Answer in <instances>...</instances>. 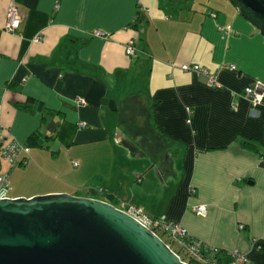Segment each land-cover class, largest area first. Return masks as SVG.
Wrapping results in <instances>:
<instances>
[{
    "label": "crops",
    "instance_id": "obj_1",
    "mask_svg": "<svg viewBox=\"0 0 264 264\" xmlns=\"http://www.w3.org/2000/svg\"><path fill=\"white\" fill-rule=\"evenodd\" d=\"M12 9L21 19L16 34L5 31ZM72 38L83 43L76 60L61 55ZM191 65L207 68L221 87L182 69ZM257 82L264 83V37L227 0H0L2 122L20 144L38 134L21 159L52 149L78 154L73 166L87 175L111 160L92 173L103 186L83 190L106 189L123 209L178 224L210 248L239 250L246 264H264V100L252 112L245 93ZM30 98L44 111L26 106ZM120 111L129 123L143 113L158 148L123 142ZM120 158L126 166L117 168ZM10 193L9 185L14 199L78 195ZM200 205L204 216L192 210Z\"/></svg>",
    "mask_w": 264,
    "mask_h": 264
},
{
    "label": "water",
    "instance_id": "obj_2",
    "mask_svg": "<svg viewBox=\"0 0 264 264\" xmlns=\"http://www.w3.org/2000/svg\"><path fill=\"white\" fill-rule=\"evenodd\" d=\"M228 1L264 37V0ZM0 264L187 263L126 211L60 193L0 199Z\"/></svg>",
    "mask_w": 264,
    "mask_h": 264
},
{
    "label": "rangeland",
    "instance_id": "obj_3",
    "mask_svg": "<svg viewBox=\"0 0 264 264\" xmlns=\"http://www.w3.org/2000/svg\"><path fill=\"white\" fill-rule=\"evenodd\" d=\"M228 1V0H227ZM130 102V101H129ZM126 109L128 107V103H125L124 106ZM133 114V121L131 123L127 122L125 119L124 113L121 111L117 114L119 124V130L123 131L124 134L129 138L131 141H127L128 138H123V142H127L131 146L137 145L140 150L143 152H148V150H151L150 148L147 149V144L152 145L157 149L158 144V137L152 133L153 130L148 123L143 124L142 119L145 118L144 114L141 113V116L135 117L134 120ZM138 119H140V124H138ZM131 128H130V127ZM132 130L133 133H128V130ZM127 132V133H126ZM137 134V135H135ZM156 135V134H155ZM143 137V138H149V142H143V141H136L137 138ZM157 142V145H154V143ZM40 143H43L44 145L51 146V142L47 143L44 140H42ZM45 149V147H41ZM152 151V150H151ZM57 154V153H56ZM54 154L53 149L48 150L47 154H43L41 152L33 153V161L32 157L29 155L26 163L24 165L19 166L18 168H15L17 170H23V172H19L14 176V170L11 171L12 176L10 174L9 179V185H10V191L12 194L16 191V194H25V195H31V194H43L46 191L49 190H69L73 192L74 194H78L77 196L83 197L85 195H88V190H83V188L88 184H93L95 182V185L91 186H103L104 182H100L101 180L95 177V175H92L93 171L97 170L100 166L99 163H96L95 165H92L91 167V175H87L82 171V167L75 168L73 165L74 162H77L78 159H82L78 154H74L72 156H69L66 153L62 154ZM121 159V162L117 163V168L121 166H126V160ZM99 160V159H98ZM97 160V161H98ZM29 161H32V163L28 166L27 164ZM96 161V162H97ZM110 161H105L104 159L101 160V168L107 169L110 166ZM5 169H9V165L4 162ZM110 171V169H108ZM111 172V171H110ZM111 187L119 188L118 184L111 183ZM94 188V187H92ZM10 193V194H11ZM53 194H60V193H48L44 195H34L30 198H34L37 196H46V195H53ZM68 194V193H64ZM71 195V194H70ZM74 196V195H73ZM22 198V197H21ZM25 198V197H24ZM26 198V199H30ZM162 239L172 244V248L179 252V249L175 243H173L170 238L166 235L162 236ZM183 255L182 252H179Z\"/></svg>",
    "mask_w": 264,
    "mask_h": 264
},
{
    "label": "built area",
    "instance_id": "obj_4",
    "mask_svg": "<svg viewBox=\"0 0 264 264\" xmlns=\"http://www.w3.org/2000/svg\"><path fill=\"white\" fill-rule=\"evenodd\" d=\"M21 19L17 10L12 9L9 13V18L7 25L5 27V31L11 34H16L20 29ZM107 36L102 32H98L97 36ZM42 40V36L38 35L35 38V42H40ZM127 55L134 56L136 51L133 46V43L130 44L126 50ZM227 68L231 71L237 70L236 65H227ZM183 70L191 71L199 76H203L206 79V83L209 87L220 88L221 84L219 83L215 74H212L207 68L199 66V65H191V66H183ZM246 96L248 97L251 104V111H255L261 102L264 100V83L257 82L253 86H249L245 90ZM80 101H77L79 103ZM189 116L193 113V109L188 107L186 109ZM2 108L0 106V199L10 198L8 196L9 191V173L17 168L21 162L25 161V158L22 160L21 155H27L30 152V148L25 144H20L15 139L9 137L7 133V129L2 122ZM187 124L192 123L191 117H188ZM81 126L85 127V123H81ZM4 162L9 165V169H5ZM78 163L75 162L74 166H77ZM127 213L131 214L138 221H140L143 225H145L148 229L155 233L156 231L163 232V235H166L175 243L180 252L186 258L184 261L187 264V260H197L201 262H207L204 257L200 246L203 244L197 240V244H192L188 242V237H191L187 230L182 228L178 224H174L165 220L159 219H148L146 218L139 210L136 209H127ZM193 212L196 215L204 216L207 213V207L204 205L196 206L193 209ZM244 226L241 225L240 229H243ZM156 234V233H155ZM157 235V234H156ZM168 245V244H167ZM204 245V244H203ZM171 249L172 247L168 245ZM206 246V245H205ZM258 248H261L258 246ZM173 250V249H172ZM213 252L217 253L220 249L212 248ZM174 251V250H173ZM175 252V251H174ZM176 253V252H175ZM231 258L230 264H246L248 262V257L246 254L239 250H233L228 252ZM177 254V253H176ZM178 255V254H177ZM182 260V257L178 255ZM212 263L215 264L213 261Z\"/></svg>",
    "mask_w": 264,
    "mask_h": 264
},
{
    "label": "trees",
    "instance_id": "obj_5",
    "mask_svg": "<svg viewBox=\"0 0 264 264\" xmlns=\"http://www.w3.org/2000/svg\"><path fill=\"white\" fill-rule=\"evenodd\" d=\"M137 21H140V17H138ZM133 27L138 28V24H135ZM82 45H83L82 41H80L79 39H76V38H72L69 41H66V44L63 46V48L61 50V55L68 60H76L78 51L82 47ZM133 46H134V44H133ZM134 48H135V46H134ZM30 105H34V107L40 111H44V109H45L44 104L42 102L36 101L35 99H32V98L28 99V104H26V106H30ZM149 115H150V113H149ZM160 135L163 136L161 133H160ZM37 138H38V134L32 135L29 138L26 146L31 148V146H33L34 144L37 143ZM27 160H28V157H25V161L21 162V164L19 166L24 165ZM87 190H88V193H87L88 195H85L83 197H89V198H95V199L103 200V201L108 202L109 204L115 206L116 208L123 209L121 207V204H119L118 201L116 200V198L114 196H112L108 191H106V189L90 188ZM124 210H127V208H124ZM155 233L161 239H162V236H164L163 232L161 233L159 231H156ZM187 239H188V242H190L192 244H197V240L194 239L193 237H188ZM165 243L172 247L171 243H167V242H165ZM200 248H201V251H202L204 257L206 258L207 262H201V261H197V260L193 259L190 261L187 260L188 263H190V264H214V263H212L214 261L215 264H230L231 258H230V255L228 252L220 250L217 253H215V252H213L212 248L205 246L203 244L200 246ZM175 252L182 257L183 261H186L185 256L179 253L180 251L179 252L175 251Z\"/></svg>",
    "mask_w": 264,
    "mask_h": 264
},
{
    "label": "bare ground",
    "instance_id": "obj_6",
    "mask_svg": "<svg viewBox=\"0 0 264 264\" xmlns=\"http://www.w3.org/2000/svg\"><path fill=\"white\" fill-rule=\"evenodd\" d=\"M74 163H75V162H74ZM74 163H73V164H74Z\"/></svg>",
    "mask_w": 264,
    "mask_h": 264
}]
</instances>
